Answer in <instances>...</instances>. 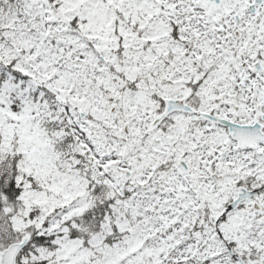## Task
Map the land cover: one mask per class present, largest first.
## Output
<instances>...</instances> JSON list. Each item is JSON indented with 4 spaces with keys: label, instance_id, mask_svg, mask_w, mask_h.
Segmentation results:
<instances>
[{
    "label": "snow or ice",
    "instance_id": "obj_1",
    "mask_svg": "<svg viewBox=\"0 0 264 264\" xmlns=\"http://www.w3.org/2000/svg\"><path fill=\"white\" fill-rule=\"evenodd\" d=\"M0 264H264V0H0Z\"/></svg>",
    "mask_w": 264,
    "mask_h": 264
}]
</instances>
